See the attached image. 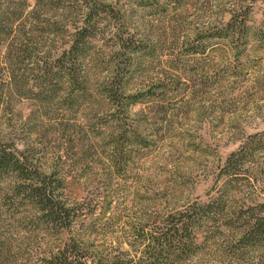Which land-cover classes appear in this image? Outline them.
<instances>
[{"label":"rangeland","instance_id":"1","mask_svg":"<svg viewBox=\"0 0 264 264\" xmlns=\"http://www.w3.org/2000/svg\"><path fill=\"white\" fill-rule=\"evenodd\" d=\"M105 3L116 18L99 14L100 27L111 21L124 35L112 99L109 33L86 40L76 69L87 83L74 84L63 55L86 5ZM244 11V36L226 35ZM162 73L167 92L150 96ZM0 147L53 173L73 209L68 226H46L18 195L21 181L0 174V243L18 255L6 264H35L72 240L137 260L164 216L212 198L225 204L223 220L198 231L191 257L167 264H264V245L240 246L226 226L264 203V0H0ZM243 148L255 158L227 174Z\"/></svg>","mask_w":264,"mask_h":264},{"label":"trees","instance_id":"2","mask_svg":"<svg viewBox=\"0 0 264 264\" xmlns=\"http://www.w3.org/2000/svg\"><path fill=\"white\" fill-rule=\"evenodd\" d=\"M86 8L88 10L84 13L85 15H83L80 25L74 27L75 37L70 48L63 53V55L69 54L72 56L75 63L73 69L69 68L70 71H68V74L71 77L70 79L74 81V84L76 82H86L89 79L87 71L82 69V72L79 74V71L76 69V65L81 59L83 60L84 58L82 63H85L86 55H84V51L87 48L86 40L92 41L93 38H97L99 35L109 33V39H115V45H110L109 47L111 48L110 57H113V60L110 63V72L108 71L110 73L109 77L106 79L104 85L107 87L105 89L106 96L112 99L118 92L119 85L117 78L119 79L121 73V62L117 58L118 50L116 49L120 47V43L117 39L122 40L124 35L120 31L119 25L113 22L111 23V21L107 25H104L107 28L106 31H104L105 28L100 27L102 19L98 18L99 14H104L107 16L105 19L109 20L113 17L116 18L115 15H112L114 13L113 8L106 3L103 9L99 8L97 12L95 11L96 9L90 8L89 5H86ZM241 13H233L230 20L225 24L224 29L227 31L226 35H230L234 31L237 33L239 29H243L244 32H241L243 34H240V36H244L247 28L248 11ZM102 28L103 31H101ZM122 46L126 49L125 44ZM192 50L196 49L194 48ZM128 52H132V50L129 49ZM134 52L138 51H133L132 53ZM44 73L47 74V72ZM168 83L167 77L163 73L161 76L156 77L155 80L151 81L150 96L157 94V92L166 93ZM161 112L164 111L159 109L156 115L159 116L162 114ZM20 156H22L21 152L15 153L10 149L0 147V174H12L21 181L17 188L18 195L22 196L28 204H32L35 213L38 214L37 217L43 224L59 230L68 226L69 222H71L70 215L73 209L67 206L59 193L62 188V181L54 178L55 175L53 173L46 174L39 172L37 169H33L27 161L28 157L23 159ZM255 156V153H252L250 149L249 151H245V148L238 153H233L227 161V174H234L233 172L235 171L233 169L235 166L243 162L246 157L253 159ZM117 162L116 164L118 165ZM224 208L225 204L222 199L212 198L207 203H194L188 205L183 210L169 213L158 222L159 224L153 226L148 238L149 242L144 246V249H141V255L137 260L125 259L111 253H93V251L88 250L85 252V247H81L80 244L72 240V242H66L62 247H59L56 253L37 259L35 264H167L170 256L187 259L192 256L190 255L193 252L192 248H196L194 239L198 231L201 229L206 230L205 232H210L207 231L209 228L207 229L205 226L213 225L211 227H215L214 223L222 219L221 216L224 214ZM229 218L226 226L228 229L234 231L233 236H237V239L234 241L237 244L240 246L249 245L260 248L264 245V203L234 211L233 217ZM67 219L68 222L65 221ZM212 234L215 233L212 232ZM236 249L239 250V248ZM238 252L234 251L235 256L243 254V252ZM16 257L18 255L15 251L13 252L11 242L2 241L0 243V264H6L8 261L16 260Z\"/></svg>","mask_w":264,"mask_h":264}]
</instances>
